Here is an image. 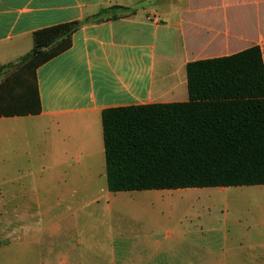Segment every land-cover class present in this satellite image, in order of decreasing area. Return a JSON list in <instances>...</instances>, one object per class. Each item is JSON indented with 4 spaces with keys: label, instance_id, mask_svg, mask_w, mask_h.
<instances>
[{
    "label": "crops",
    "instance_id": "1",
    "mask_svg": "<svg viewBox=\"0 0 264 264\" xmlns=\"http://www.w3.org/2000/svg\"><path fill=\"white\" fill-rule=\"evenodd\" d=\"M113 6L128 10L84 24L37 69L39 113L0 116L7 231L21 222L22 238H57L21 264H264V200L258 230L223 220L227 230L206 233L190 212L241 186L112 192L102 125L106 108L188 101L190 61L254 45L264 60V0H0V66L31 50L35 31Z\"/></svg>",
    "mask_w": 264,
    "mask_h": 264
},
{
    "label": "trees",
    "instance_id": "2",
    "mask_svg": "<svg viewBox=\"0 0 264 264\" xmlns=\"http://www.w3.org/2000/svg\"><path fill=\"white\" fill-rule=\"evenodd\" d=\"M114 8L128 10L103 8L94 18L35 31L33 48L0 66V116L39 113L37 69L68 50L84 24L116 18ZM186 69L188 101L102 111L110 191L264 185L261 47L190 61Z\"/></svg>",
    "mask_w": 264,
    "mask_h": 264
},
{
    "label": "rangeland",
    "instance_id": "3",
    "mask_svg": "<svg viewBox=\"0 0 264 264\" xmlns=\"http://www.w3.org/2000/svg\"><path fill=\"white\" fill-rule=\"evenodd\" d=\"M9 183L5 178L0 175V199H3V195L6 192V188ZM204 198V197H203ZM206 203H200L195 207V211H191L190 214L200 213L201 218L204 220L202 229L206 233H217L223 229H228V226L222 227L219 225V221L227 220L230 229L234 226L235 220L241 221L243 226L247 222H250L252 227L259 229L257 226L262 220L260 214L254 210L260 208V204L256 201L264 200V185H246L241 188H233L229 191H217L211 192L210 195H205ZM221 200L222 202H219ZM224 200H226L224 202ZM239 202V203H236ZM2 206V205H0ZM0 207V264H21V263H34L42 260L45 254H42L41 247H47V245H53L57 239L53 236L47 237L43 243L39 244L38 238L35 239L34 235H28L27 238H22L25 231L20 226L21 222H15L14 226L7 231V222L5 220V209ZM13 211V217L22 216L24 213L19 207H11ZM123 212H133L125 208ZM197 210V211H196ZM2 212V214H1ZM30 212H37L36 207H31ZM162 212V211H161ZM170 212V211H169ZM164 210L162 213H169ZM183 211H178L179 214ZM15 220V219H14ZM258 222V223H257ZM19 226V227H18ZM257 226V227H256ZM170 229V228H168ZM187 226H178L177 230H186ZM9 238L10 241L7 240ZM40 249V250H39Z\"/></svg>",
    "mask_w": 264,
    "mask_h": 264
}]
</instances>
